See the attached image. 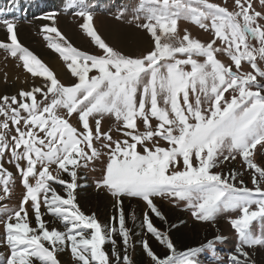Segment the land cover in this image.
<instances>
[{"label": "snow or ice", "instance_id": "snow-or-ice-1", "mask_svg": "<svg viewBox=\"0 0 264 264\" xmlns=\"http://www.w3.org/2000/svg\"><path fill=\"white\" fill-rule=\"evenodd\" d=\"M259 3L264 8V0ZM66 7L77 9L74 14L84 20L80 27L102 50L100 55L89 54L45 36L76 78L70 85L61 83L18 41L15 19H0L7 37L0 41V48L22 61L33 76L46 78V91L33 87L21 89L19 100L16 95L0 97V160L10 152L8 162L24 189L17 206L0 203V247L5 249L0 251V264H60L57 253L67 249L74 264H133L123 197L146 203L141 229L167 249L160 255L147 239L138 241L151 264H200L201 249L177 251L168 232L154 226L152 214L167 223L155 204L157 197L177 206L184 203L199 221L237 213L230 217L237 244L228 264H255L246 249L264 246V227L257 232L254 224H264V165L254 160V152L264 149V67L259 63L264 61V23L260 22L264 11H256L253 0H234L237 10L232 11L208 0H139L132 9L133 18H143L145 22L137 26L150 34L154 46L133 57L101 38L84 0H71ZM55 18V12L45 15L43 19L52 23L42 25L41 31L63 40ZM180 19L210 29L213 39L201 42L187 29L181 37ZM218 54H226L230 63L222 62ZM242 61L252 70L241 71ZM93 70L97 74L89 75ZM34 93H41V99ZM73 114L81 128L69 122ZM105 117H114L125 139H114L111 129L102 130ZM237 155L251 170L252 188L235 170L215 171ZM94 160L102 165L96 187L115 198L118 217H112L111 224H102L94 213L86 215L76 203L77 169ZM62 173L70 179L62 178ZM15 178L0 162V201L10 198ZM56 184L63 186V195ZM42 208L60 228L49 229ZM32 217L35 226L30 223ZM221 239L217 236L202 248L215 251V241ZM109 243L111 255L105 248Z\"/></svg>", "mask_w": 264, "mask_h": 264}, {"label": "rangeland", "instance_id": "rangeland-1", "mask_svg": "<svg viewBox=\"0 0 264 264\" xmlns=\"http://www.w3.org/2000/svg\"><path fill=\"white\" fill-rule=\"evenodd\" d=\"M138 2L139 0H84L85 5L93 16L91 23L101 38L104 39L109 46L133 57L146 54V52L154 46L150 34L145 29L137 26L138 23L142 24L145 22L143 18L139 21L133 18L134 14L132 9ZM208 2L216 3L220 6L227 5L230 11L237 10L234 9V0H208ZM70 3L71 0H0V8L8 6V8L14 9V11L12 10L4 16H0V19L16 20L17 27L15 31L17 32L18 41L24 47L32 51L42 63L53 71L58 80L65 85L75 83L76 78L71 75V71L67 68V62L63 60L59 53L48 46L50 41L45 39L46 35L51 37V42L60 43L64 47L67 46L65 43V41H67V43H70L80 51L95 55L102 54V50L93 43L91 37L80 27V25L84 23V20L79 15L74 14L77 9L66 7V5ZM253 5L256 11H264V8L260 6L259 0H253ZM16 6H18L19 9L15 11ZM5 11H8V9H4V11L1 12ZM121 11H124V15L122 18L117 19ZM53 12L56 13L55 24L64 37L63 40L57 37L55 33L41 31L42 25L48 24L51 26L52 23L49 20L43 19V17ZM260 22L264 23V21ZM22 29L25 31V36L21 39L19 32ZM185 29L189 31L192 37L200 39L201 42H207L213 39V33L210 29H201L198 25L189 20L180 19L178 21V31L181 37ZM113 30L115 32L111 33ZM6 40L5 29L0 25V41ZM251 43L255 47L259 46L256 41H251ZM49 58H53L60 63L63 69L62 75L58 74L57 68L54 69L50 65L48 62V60L50 61ZM218 59L224 63H230V57L226 54H218ZM257 59L259 60L258 57ZM259 63L260 66L264 67V61H260ZM232 67L233 70H235L234 64ZM10 69H12V73H9ZM14 69H16V72ZM251 70V65L246 61H242L241 71ZM95 74L97 73L93 70L89 75ZM45 81V77L33 76L31 73L27 72L23 67L22 61L12 57L6 50L0 48V87L2 88L0 90V97H11L16 95L19 100L18 92L21 89L31 90L33 87L44 88ZM44 90L46 91V88H44ZM34 95L37 100L41 99V93H34ZM25 102L31 103V99H27ZM2 103L3 101L0 100V104ZM15 106L16 105H13V107ZM61 114L63 115V110ZM22 115L26 114L22 112ZM2 119L3 116L0 115V120ZM69 122L75 127H82V125L78 123V116L76 114H73ZM152 122L155 123V120ZM9 124L12 128V133L15 134V128L11 126L10 122ZM115 125L116 122L114 117H105L102 121V130L108 131L111 129L110 135L114 139H125L123 131H117ZM40 135L42 136L43 134L40 133ZM127 139L131 142L130 137H127ZM161 145L166 146V142L161 141ZM96 146L99 147V145ZM257 147L259 148V146ZM9 159L10 152L8 155L4 156L0 162L3 163L5 169L16 174V178L14 184L10 185V198L5 201H0V203H6L8 206L13 207L19 204L24 189L21 186L14 165L8 162ZM254 160L256 163L264 165V149L259 152H254ZM101 168L102 165L99 160H94L89 161L87 167H80L77 169L80 187L75 190L76 203L86 215L94 213L102 224H111L114 223L111 218L114 216L118 217V212L114 207L115 198L111 193L104 188L96 187V181L102 176ZM55 169V165H52L50 168L53 173H55ZM221 170H223L224 173L235 170L240 174V177L249 188L254 187L252 184L251 170L247 168L242 158L238 155L235 160L229 158V160L223 161L222 169L221 167L215 169V171ZM62 178L65 180L70 179L66 173H62ZM2 187L3 186L0 185V195H3ZM55 187L61 195L64 194L63 186L56 184ZM155 204L162 211L167 221V223H165L152 214L150 218L158 230L167 231L171 238L170 230H168L170 225L181 227L183 239L188 240V244L191 246L193 245V248L201 249L198 256L200 264H228V256L230 253L234 252L237 244V234L230 225V217H234L237 213L227 212L221 214L214 221H199L192 216L191 211L188 210L182 202L177 206L169 202L166 198L157 197L155 198ZM28 210L31 215V209L29 208ZM122 210L126 217V226L132 233L128 254L133 264H151L150 258L138 243V241L143 239L149 241L150 247L157 254L163 255L167 253V249L159 244L151 234L145 235L146 229L144 231L141 229L140 225L146 210V203L142 199L123 197ZM41 211L44 213L42 218L47 222L49 229L53 226L58 228L61 227L59 222H54V218L50 214H47L45 209L42 208ZM133 215L136 217L135 220L132 219ZM30 223L32 226H35L34 217L30 219ZM168 224H170L169 227ZM254 224L257 232L264 227V224L259 221L254 222ZM2 231L3 228L2 225H0V232ZM217 236L223 239L215 241V251L202 248L209 240H215ZM115 239L117 240L119 250L123 254V243L118 234L115 236ZM191 246L190 248L186 247L180 251L191 249ZM105 248L109 255H111L112 245L109 243ZM246 250L249 252L255 264H264V246H256L254 248H247ZM0 251H5V249L0 247ZM57 258L60 264H74V258L70 249L58 252Z\"/></svg>", "mask_w": 264, "mask_h": 264}, {"label": "trees", "instance_id": "trees-1", "mask_svg": "<svg viewBox=\"0 0 264 264\" xmlns=\"http://www.w3.org/2000/svg\"><path fill=\"white\" fill-rule=\"evenodd\" d=\"M169 225L170 224H168V227H169ZM171 226H172V224L170 225L168 230H170L171 240L174 242V245H175L176 249L178 251H180V250L185 249L186 247L190 248L191 245L188 244L189 241L183 239L184 237L182 235V228L181 227H176L175 225H174V227H171ZM192 246H191V248H193Z\"/></svg>", "mask_w": 264, "mask_h": 264}, {"label": "bare ground", "instance_id": "bare-ground-1", "mask_svg": "<svg viewBox=\"0 0 264 264\" xmlns=\"http://www.w3.org/2000/svg\"><path fill=\"white\" fill-rule=\"evenodd\" d=\"M1 11H4V9H1ZM115 31L113 30L111 33H114ZM25 31H24V29H22L20 32H19V35L21 36V39L25 36ZM18 37V36H17ZM7 38V37H6ZM124 39V38H123ZM50 59V61L48 60V62L50 63V65L55 69V68H57V71H58V74L59 75H62L63 74V69H62V67L60 66V63L58 62V61H56L55 59H53V58H49ZM13 66V65H12ZM15 70V72H16V69H14ZM7 71V70H6ZM9 73H12V69H10L9 70ZM17 74H19V73H17ZM17 76V75H16ZM23 76V75H22ZM20 78V77H19ZM23 78V77H22ZM2 88L0 87V90H1Z\"/></svg>", "mask_w": 264, "mask_h": 264}]
</instances>
